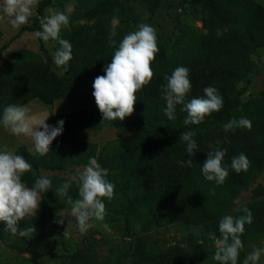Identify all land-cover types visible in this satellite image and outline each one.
<instances>
[{
  "label": "trees",
  "instance_id": "trees-1",
  "mask_svg": "<svg viewBox=\"0 0 264 264\" xmlns=\"http://www.w3.org/2000/svg\"><path fill=\"white\" fill-rule=\"evenodd\" d=\"M51 1L40 0L37 15L42 16L43 8ZM183 3L190 7L201 5L204 16L213 26L200 42L189 46L179 43L172 61L168 62L164 57L155 58L151 65L154 78L137 92L133 114L123 121L103 120L97 105L83 107L60 116L58 121H64L63 132L53 140L47 155L40 156L23 142L17 143L12 153L22 155L32 165L31 171L22 176L29 187H33L35 180L41 177V169L56 171L69 164L87 165L89 158L95 157L108 170L107 179L109 175H120L131 186L132 197L117 210L121 229L126 234H130L131 220L138 218L148 226L176 222L185 228L199 225L207 237L209 233H215L219 239L220 219L226 214L244 215L242 209L247 207L253 220L245 224L240 238L243 244L256 242L264 238V200L252 201L239 209H233V204L239 193L264 169V90L260 97L252 100L251 106H240L236 82L256 71L250 55L256 48H264V11L256 0H183ZM32 21V25L23 26L22 30L42 31L38 20ZM113 26L117 32L114 37L116 45L109 44ZM216 28L223 32H215ZM129 32H132L129 24L111 25L104 18L63 32L62 39L72 45L73 58L68 62L66 72L63 67L56 66L61 74L53 70L54 59L39 37L37 40L43 55L27 48H17L8 57H3L0 51V117L10 104L24 105L33 99L52 104L56 99L69 97L98 75H104L105 65L111 62L119 41ZM59 47L57 43L55 51ZM179 66L190 69L192 90L186 101L204 96L203 89L208 86L218 89L223 97L221 110L206 116L199 125L184 124L187 112L181 110L182 105L176 106L175 119L169 120L165 115L166 101L161 86L167 83L165 76H170ZM241 117L252 122L251 130L241 127L235 131H224L225 123ZM106 127H134L135 131L106 141L100 147L77 139L79 129L95 131ZM188 131L196 133L193 137L197 143L194 156L187 154L186 142L180 139ZM114 140L118 145L109 148ZM217 141H220L219 148L227 150L222 163L228 167L229 175L222 185L208 181L201 171L207 153L214 150ZM241 153L251 164L247 171L237 174L231 168V161ZM188 159L193 161L190 167L180 163ZM46 177L52 181V187L41 193L36 215L18 222V231L31 226L34 229L41 227L69 204L67 197L62 199L55 195L58 184L61 182L62 185L67 180ZM263 192L264 185L257 184L253 188L255 195ZM68 195L74 200L79 198L75 183ZM10 234L4 222L0 221V240L7 247L23 252L27 236L16 234L9 238ZM94 250L92 242H88L76 248L72 257L88 262ZM132 250L133 258L129 264H198L207 257V252L199 248L188 251L175 244L160 246L155 251L140 236L133 239ZM91 264L99 263L95 259Z\"/></svg>",
  "mask_w": 264,
  "mask_h": 264
},
{
  "label": "clouds",
  "instance_id": "clouds-1",
  "mask_svg": "<svg viewBox=\"0 0 264 264\" xmlns=\"http://www.w3.org/2000/svg\"><path fill=\"white\" fill-rule=\"evenodd\" d=\"M38 4V0H2L0 4V19L3 16L12 17L13 27L27 24L32 15V9ZM42 31H37L36 36L44 42L58 41L60 47L54 53V63L57 67H63L67 71L68 62L73 58L72 45L69 41L60 38L62 28L69 24V16L64 12L50 10L49 15L41 17ZM117 35L115 26L109 35V44L116 45L114 37ZM159 52L156 29L146 23H141L137 30L126 34L119 41L118 47L110 63L103 69L104 75H98L93 82L92 95L96 105L103 116V120L123 121L134 112V104L138 100L137 92L148 85L154 78L155 72L151 67L152 62ZM190 69L179 66L170 76H165L167 83L161 86L162 96L166 101L165 115L169 120L175 119L177 105H182L181 110L187 112L184 119L185 125H199L206 116L218 112L223 107V97L218 89L212 86L203 89L204 96L192 98L186 101L192 90ZM30 109L26 105L10 104L3 109L0 123L16 136L30 137L34 142L35 151L40 156H45L51 150L53 140L62 134L64 121L57 125H49L45 120H37L30 115ZM251 130L252 122L244 117L232 118L223 125L225 132L235 131L237 128ZM43 128L41 131L40 129ZM196 133L188 131L180 136L186 142V151L189 156H194L197 143L193 137ZM216 142L213 151L207 153V159L202 165V173L208 181H215L222 185L229 175L228 167L223 165L226 149L218 147ZM192 159L180 161L183 166L190 167ZM250 160L241 153L233 157L231 168L239 174L247 171ZM32 165L22 156L12 152H0V221L4 222L6 230L13 235L21 237L32 235L35 229L31 226L19 230L18 222L25 217H33L40 206L41 193L47 192L52 187V181L46 176L35 180L33 187H28L22 180L24 173L31 171ZM108 170L98 163L95 157H90L88 164L76 175L69 178L56 189L55 195L60 198L67 197L71 205L72 215L76 217L79 230L87 231L89 221L92 219L103 220L106 215L104 199L111 201L114 197L115 185L106 177ZM78 187L79 198L73 199L68 195L72 184ZM244 215H224L218 224L220 237L215 233H209L210 239L216 241L214 259L219 264H238L240 250L243 248L241 235L246 223L250 224L253 215L250 209L243 207ZM59 223H63L61 219ZM67 230L64 236H68ZM264 248H255L243 261V264H259Z\"/></svg>",
  "mask_w": 264,
  "mask_h": 264
},
{
  "label": "rangeland",
  "instance_id": "rangeland-1",
  "mask_svg": "<svg viewBox=\"0 0 264 264\" xmlns=\"http://www.w3.org/2000/svg\"><path fill=\"white\" fill-rule=\"evenodd\" d=\"M261 5L264 11V5ZM37 7L38 4L32 9L28 23L19 27L12 26V17L3 16L0 19V51L3 57H8L10 52L17 48H27L43 55L36 33L22 28L32 25L33 19L38 20L41 28V17L49 15L50 10L64 12L69 16V24L62 28L60 38L63 32L74 26L90 24L99 18L108 20L111 25L129 24L132 31L137 30L141 23L149 24L157 31L159 52L156 58L164 57L168 62L172 61L173 52L179 49V43H186L189 46L191 43L200 42L213 26V23L204 16L201 5L190 7L183 3V0H52L50 5L43 8L42 16L37 15ZM215 32L223 31L216 28ZM57 43L58 41L54 40L43 41L44 47L53 59ZM250 57L256 64V71L236 82L240 106L248 107L264 90V48H256ZM52 68L61 74L56 65H52ZM78 92L76 91L72 99H75ZM134 131V127L122 129L106 127L102 131H90L91 133L84 138L94 141L100 147L106 141ZM20 142L25 143L30 150H35L30 137L16 136L0 123V152H12L15 145ZM117 145L114 140L109 148ZM85 166L69 164L64 169L56 171L41 169L39 174L68 181ZM108 180L115 185V189L111 201L104 199L106 215L103 220H90L87 231L81 232L76 217L72 215L71 205L68 204L58 210L44 225L35 228L32 235L26 237L23 252L7 247L1 239L0 264H91L95 259L99 264H129L133 258L132 242L135 236L143 237L147 246L155 251L160 246L172 244L183 246L188 251L199 248L207 252V257L198 264H219L214 259L216 241L207 237L199 225L185 228L176 222L163 226H148L143 219L133 218L130 234L124 233L117 210L128 203L132 197V189L120 175H109ZM257 184L264 185V169L253 183L239 193L233 209H239L255 200H264V192L259 195L253 193V188ZM61 219L63 223H59ZM65 230L69 233L67 237L64 236ZM9 238H13V234H10ZM88 242H92L95 248L92 259L86 262L73 258L72 252ZM255 248H264V238L243 244L238 264H243L244 259ZM259 264H264V254L261 255Z\"/></svg>",
  "mask_w": 264,
  "mask_h": 264
},
{
  "label": "crops",
  "instance_id": "crops-1",
  "mask_svg": "<svg viewBox=\"0 0 264 264\" xmlns=\"http://www.w3.org/2000/svg\"><path fill=\"white\" fill-rule=\"evenodd\" d=\"M256 1L264 5V0H256ZM93 82L94 81H90L87 84L79 87L69 97L54 100L52 104H44L40 102L38 99H33L24 105H26L31 110L30 115L35 117L37 120L46 119L45 123L49 125H56L62 114L72 112L81 109L83 107L96 106L95 98L92 95V92L94 90L92 87ZM76 91L79 92L76 94L75 99H72ZM40 130L42 131L43 128H41ZM102 130L103 129H101L100 131ZM90 131H94V130L88 128L79 129L77 131V139L79 141L94 143V141L84 138L91 133Z\"/></svg>",
  "mask_w": 264,
  "mask_h": 264
}]
</instances>
